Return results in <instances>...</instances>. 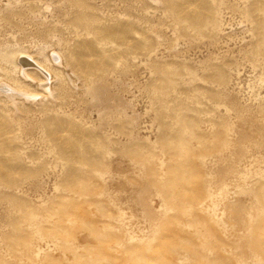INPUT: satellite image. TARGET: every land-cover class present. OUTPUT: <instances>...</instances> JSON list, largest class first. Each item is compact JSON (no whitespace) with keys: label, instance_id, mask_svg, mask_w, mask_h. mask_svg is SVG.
<instances>
[{"label":"rangeland","instance_id":"obj_1","mask_svg":"<svg viewBox=\"0 0 264 264\" xmlns=\"http://www.w3.org/2000/svg\"><path fill=\"white\" fill-rule=\"evenodd\" d=\"M24 54L53 94L0 95V264H264V0H0L35 92Z\"/></svg>","mask_w":264,"mask_h":264},{"label":"bare ground","instance_id":"obj_2","mask_svg":"<svg viewBox=\"0 0 264 264\" xmlns=\"http://www.w3.org/2000/svg\"><path fill=\"white\" fill-rule=\"evenodd\" d=\"M54 60L56 62H60V59L57 58L55 55ZM16 62L19 68L21 69L22 78L24 80L31 82L34 81L32 77H30V75L28 74L29 69L37 71L42 78L40 82L36 83L38 90L35 92L28 91L25 89H19L7 81L0 80V95L5 97L9 105H12L14 108H16L19 101L33 102L36 99L52 97V74L47 68L42 66L31 54H24L20 56Z\"/></svg>","mask_w":264,"mask_h":264}]
</instances>
